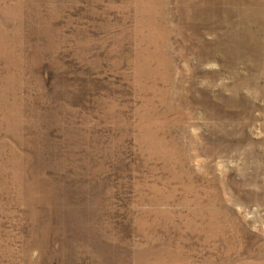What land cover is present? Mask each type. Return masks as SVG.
Instances as JSON below:
<instances>
[{
    "label": "rangeland",
    "instance_id": "obj_1",
    "mask_svg": "<svg viewBox=\"0 0 264 264\" xmlns=\"http://www.w3.org/2000/svg\"><path fill=\"white\" fill-rule=\"evenodd\" d=\"M0 0V264H264V10Z\"/></svg>",
    "mask_w": 264,
    "mask_h": 264
},
{
    "label": "bare ground",
    "instance_id": "obj_2",
    "mask_svg": "<svg viewBox=\"0 0 264 264\" xmlns=\"http://www.w3.org/2000/svg\"><path fill=\"white\" fill-rule=\"evenodd\" d=\"M248 3L251 4V5H253V6H255V7H257L254 4H257L258 5V0H248ZM261 8L264 10V2L261 3Z\"/></svg>",
    "mask_w": 264,
    "mask_h": 264
}]
</instances>
